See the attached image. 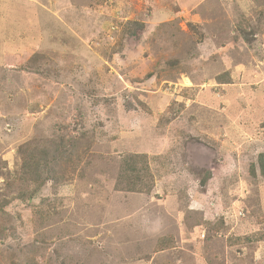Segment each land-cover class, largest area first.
<instances>
[{"label": "rangeland", "instance_id": "obj_1", "mask_svg": "<svg viewBox=\"0 0 264 264\" xmlns=\"http://www.w3.org/2000/svg\"><path fill=\"white\" fill-rule=\"evenodd\" d=\"M260 154L264 0H0V264H264Z\"/></svg>", "mask_w": 264, "mask_h": 264}, {"label": "trees", "instance_id": "obj_2", "mask_svg": "<svg viewBox=\"0 0 264 264\" xmlns=\"http://www.w3.org/2000/svg\"><path fill=\"white\" fill-rule=\"evenodd\" d=\"M70 145L74 147V149L78 146L79 140H69ZM57 146L58 150H62L65 144ZM25 147V146H24ZM22 152V164L19 171L18 180H25L26 177L31 179V183L37 181L39 185H42V176L40 175L43 173V169L41 168V161L43 160L44 156L47 155V152L44 150H34L33 154L30 155V151L27 148H23ZM147 155L146 154H129L124 157L123 159V168L119 173L117 178V186L119 189L123 190L126 189L130 192H137L140 191L142 188L145 190L146 186H141L139 183H143L146 178L151 177L150 170L148 168L147 163ZM258 166L260 170L261 178L264 181V154H260L258 157ZM254 167V166H253ZM255 173L254 171L252 172ZM207 178H209V174L202 182L203 184L206 183ZM41 180V182H40ZM141 188V189H140ZM149 191V190H147Z\"/></svg>", "mask_w": 264, "mask_h": 264}]
</instances>
